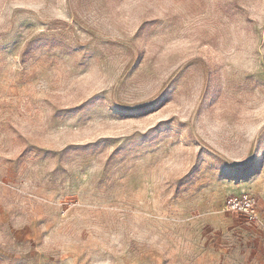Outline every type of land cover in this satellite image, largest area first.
Here are the masks:
<instances>
[{"label": "rangeland", "instance_id": "rangeland-1", "mask_svg": "<svg viewBox=\"0 0 264 264\" xmlns=\"http://www.w3.org/2000/svg\"><path fill=\"white\" fill-rule=\"evenodd\" d=\"M0 264H264V0H0Z\"/></svg>", "mask_w": 264, "mask_h": 264}, {"label": "built area", "instance_id": "built-area-1", "mask_svg": "<svg viewBox=\"0 0 264 264\" xmlns=\"http://www.w3.org/2000/svg\"><path fill=\"white\" fill-rule=\"evenodd\" d=\"M229 210H241L250 221H259L261 217L257 209V198L251 193H244L233 198L228 204Z\"/></svg>", "mask_w": 264, "mask_h": 264}]
</instances>
